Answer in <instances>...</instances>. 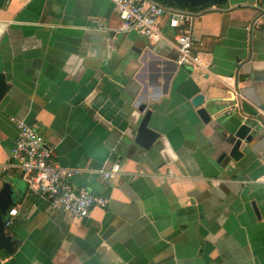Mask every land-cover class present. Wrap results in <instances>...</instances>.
Here are the masks:
<instances>
[{
	"label": "crops",
	"instance_id": "1",
	"mask_svg": "<svg viewBox=\"0 0 264 264\" xmlns=\"http://www.w3.org/2000/svg\"><path fill=\"white\" fill-rule=\"evenodd\" d=\"M188 11L195 69L177 66L166 41L122 33L110 0H0V165L23 121L81 171L74 188L108 202L74 219L8 172L18 245L0 264H264V0ZM159 28L168 41L179 31L169 14ZM242 123L256 126L242 157L222 158L225 128ZM112 164L119 176L103 180Z\"/></svg>",
	"mask_w": 264,
	"mask_h": 264
},
{
	"label": "built area",
	"instance_id": "2",
	"mask_svg": "<svg viewBox=\"0 0 264 264\" xmlns=\"http://www.w3.org/2000/svg\"><path fill=\"white\" fill-rule=\"evenodd\" d=\"M116 15L121 22V32L134 31L141 34L151 42L166 41L172 45L177 57L175 63L182 68L195 69L202 66L198 53V45L191 38L189 29L186 28L193 13L188 10L167 8L154 0H110ZM169 9L171 12H167ZM169 14L174 18L175 25L179 28L178 34L172 41H168L159 28L161 19ZM259 21H254L248 32L258 27ZM236 106H229L226 114H230ZM261 125L264 128V113L259 112ZM18 136L10 150V161L0 165V178L10 171L20 174L28 191L36 196L48 200L51 208L71 218L82 220L90 216L94 208L104 209L107 200L92 194L85 188H74L72 180L81 174L80 170L66 168L59 165L53 155V149L44 144L37 131L25 124L16 121ZM118 164H112L109 170L100 172L103 180H111L119 176ZM264 183V177L258 179ZM17 210L12 208L8 212L5 228L13 225Z\"/></svg>",
	"mask_w": 264,
	"mask_h": 264
},
{
	"label": "water",
	"instance_id": "3",
	"mask_svg": "<svg viewBox=\"0 0 264 264\" xmlns=\"http://www.w3.org/2000/svg\"><path fill=\"white\" fill-rule=\"evenodd\" d=\"M157 3L169 8L172 5L174 8H185L187 10L195 11L206 6H225L230 0H154ZM168 13L171 12L169 9L166 10ZM118 18V17H117ZM119 20V19H118ZM121 23V22H120ZM138 34V33H137ZM142 36L141 34H139ZM143 37V36H142ZM9 85L4 74L0 73V104L3 101L4 97L8 93ZM204 103L203 96L197 95L191 101V105L194 108L200 107ZM145 106L139 108V112H143ZM197 115L204 124H213L216 127H222L218 118L212 120L210 114L201 108L198 110ZM149 121V113H146L140 123L138 128V136L136 141H140L142 137L147 133L148 128L147 124ZM212 121V122H211ZM256 128L253 125L250 126L246 123H242L238 127H226L224 134V142L222 147L224 153L222 158L226 156L231 158L233 161H238L242 157L240 150L243 146H246L252 139L254 132L252 128ZM227 132V134H226ZM149 134V132L147 133ZM14 188L8 182H3L0 185V252L4 251L8 255H12L17 248L18 241L13 239L11 235L8 234L7 229L5 228V221L8 216V212L11 207L14 205L15 194ZM257 212V211H256Z\"/></svg>",
	"mask_w": 264,
	"mask_h": 264
},
{
	"label": "trees",
	"instance_id": "4",
	"mask_svg": "<svg viewBox=\"0 0 264 264\" xmlns=\"http://www.w3.org/2000/svg\"><path fill=\"white\" fill-rule=\"evenodd\" d=\"M169 8H174V7L172 5H170ZM179 9H185V8H179Z\"/></svg>",
	"mask_w": 264,
	"mask_h": 264
}]
</instances>
